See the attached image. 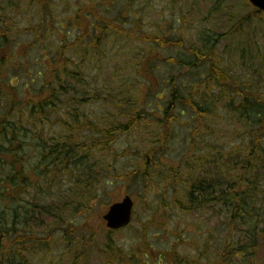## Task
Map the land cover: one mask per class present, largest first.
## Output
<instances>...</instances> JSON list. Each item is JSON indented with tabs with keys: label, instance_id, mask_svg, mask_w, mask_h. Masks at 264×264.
I'll return each instance as SVG.
<instances>
[{
	"label": "trees",
	"instance_id": "trees-1",
	"mask_svg": "<svg viewBox=\"0 0 264 264\" xmlns=\"http://www.w3.org/2000/svg\"><path fill=\"white\" fill-rule=\"evenodd\" d=\"M137 1L140 0H129L118 15L113 8L115 1L111 6L102 2L104 7L94 2L86 3L56 27L54 0H29L28 6L35 5L37 8L39 22L37 27L31 25L24 28L25 31H35L36 40L22 47V36H17L18 27L12 24L16 17L13 12L19 9V3L16 0H0V96L3 88L8 90V98L0 111V264H32L28 253L33 252L29 246L45 247L53 234L41 238L34 228L51 230L57 219L64 220L63 213L69 205L68 201L45 202L49 193L47 187L57 183L58 174L68 173L72 166L75 187L82 192L88 189L87 180H94L93 165L85 163L79 150L84 130L92 133L87 153L97 147L111 152L123 135L140 125H150L155 129L152 124H158L167 134H171L172 126L184 114H188L192 121H189L191 127L189 125L185 154L179 163L160 159L157 155L160 147L154 145L156 141H153L148 154L158 170L155 171L154 166L150 170H135L130 174L118 175L120 180L142 182L143 186L152 189L166 180L163 196L154 210L155 216L162 219L168 214L165 200L167 191L171 188L176 193L179 186L185 190V203L176 201L182 212L199 215L208 208L214 209L216 205L227 207L231 215L228 224L234 230H238L241 224L246 225L248 219L255 218L256 224L247 230L246 238L249 237V241L244 242L242 238L225 241L217 264H242L245 258L261 248L264 241V203L261 201L264 194V85H260V79L264 80V51L260 47L253 49L256 55L251 58L258 63L255 70H259V75L245 78L234 75L217 60L218 41L215 40L211 46L204 43L201 47L190 49L197 59V67L203 69L202 74L193 77L196 81L182 85L181 90L172 78L165 108L158 105V111L150 115L132 109L128 120L112 121L102 127L93 121L75 117L72 123L64 121V128L68 130L72 126L74 132L61 135L59 139L46 136L44 127L50 116L60 111L61 105L76 100L69 94L75 90L72 80L78 82L79 89L84 82L80 77V67L85 62L94 64L96 68L101 66L109 39L121 37L131 43L151 46V52L142 60L139 74L145 77L146 83L150 82L147 94L153 96L155 73L152 55L157 53L154 48H173L181 46V42L168 36L138 33L130 25L131 18H136L131 6ZM254 16L256 14L250 12L242 17L229 31L220 35V40L239 33ZM137 20L142 21V18ZM69 27L77 31L73 42L66 41L71 33ZM54 33L66 35L64 42H54ZM48 42L52 53L49 57L44 55L41 47L38 48L39 43ZM36 53L40 55V60L36 61ZM258 59L260 62L256 61ZM26 61H30L32 68L41 65L38 70L40 85L34 95L20 102L17 86L12 82L18 76L12 73L19 72L21 68V71L30 70L31 66H27ZM86 100V97H82L80 102ZM224 119L233 123H225L222 127L208 124ZM27 123L36 126L35 137L30 136ZM221 129H225L229 135L220 136L218 133ZM213 134L220 136L221 140L208 139ZM226 138L229 140L226 141ZM235 139L239 143H235ZM137 154L140 156L142 152ZM165 167L169 172L164 171ZM190 173H196V177L183 184L182 181ZM58 188L60 192L63 187L58 185ZM96 194L95 191L92 196ZM158 212L160 214H156ZM149 224H144L145 228L137 233L139 243L132 247L130 254L111 238L112 231L108 230L107 242L100 248L106 264H169L168 254L174 256L178 253L172 248L167 253H156L149 241ZM128 227L132 228L133 225ZM21 228L24 232L18 233ZM68 228L73 229L70 225ZM56 229L53 228V232ZM84 256L85 251L77 254L73 264H78L79 259L85 260ZM176 257L179 264H199L197 260L179 254Z\"/></svg>",
	"mask_w": 264,
	"mask_h": 264
},
{
	"label": "rangeland",
	"instance_id": "rangeland-1",
	"mask_svg": "<svg viewBox=\"0 0 264 264\" xmlns=\"http://www.w3.org/2000/svg\"><path fill=\"white\" fill-rule=\"evenodd\" d=\"M16 1L19 3L17 5L19 9L13 12L16 17L12 24L18 27L17 36H22L20 38L22 47H26L36 40L35 31H25L24 28L31 25L37 27L39 22L37 8L35 5L29 7V0ZM113 1H115L113 8L116 15L129 2V0H54L55 26L58 27L57 24L67 20L70 15H74V12L86 3L94 2L104 7L102 2L111 6L114 4ZM131 8L136 18H131L130 25L136 28L138 33L168 36L181 42V46L173 48H154L157 53L152 55L155 73L153 96L151 93L147 94L150 82L146 83L145 77L139 74L142 60L151 52V46L145 43H131L121 37L117 40L109 39L101 66L96 68L93 67L94 64L85 62L80 67V77H83L84 82L79 89L78 82L72 80L75 90L69 94L76 100H72L70 104L61 105L60 111L50 116V120L44 127L46 136L50 135L54 139H59L61 135L74 132L71 130L72 126L71 128L69 126L68 130L64 128V121L72 123L75 117L93 121L102 127L112 121L128 120L132 109H138L139 112L144 111L150 115L158 111V105L165 108L169 101L172 78L181 90L182 85L196 81L193 77L202 74L203 69L197 67V59L194 58L190 49L201 47L204 43L211 46L215 40L218 41L217 60L228 70L233 71L234 75L245 78L260 74L259 70H255L258 69V63L251 58L256 55L253 49L260 47L264 51L263 15L254 16L239 33L220 40L221 34L229 31L242 17L254 12V7L249 0H140ZM141 18L142 21L137 20ZM69 28L71 33L66 41L73 42L77 31L73 27ZM52 37L54 42L59 44L64 42L66 35L59 36L54 33ZM53 39L51 38L52 41ZM40 47L44 55L52 54L49 42L39 43L38 48ZM34 56L36 61L40 60L38 53ZM256 61L260 62L259 59ZM25 64L31 66L30 61H26ZM40 68L41 65L35 68L31 66L28 71H21V68L19 72L12 73L18 76L12 82L17 86L20 102L38 91ZM260 85H264V80L260 79ZM151 86H153L152 81ZM6 90L3 88L1 91L0 111L3 110V104L8 98V90ZM82 97H86L87 100L80 102ZM177 113L180 114L179 109ZM189 121L192 119L188 114L180 116L172 126L171 134H167L158 124L156 126L152 124L155 129L150 128V125L149 127L140 125L131 130V133L123 135L111 152H105L103 148L97 147L94 151L87 153V146L90 144L88 140L92 137V133L84 130L82 142H79L82 147L79 150L83 154L85 163L93 165L95 178L93 181L87 180L88 189L82 192L75 187L71 166L68 173L57 175V183L54 182L50 188L46 186L49 190L48 198L45 199L47 204L65 200L69 202V205L63 213L65 221L57 219L53 226L60 231L56 229L53 232V228L51 230L34 228L41 238L53 234L45 247L29 246L33 252L28 253L32 264H73L76 255L82 251L86 253L83 257L86 261L79 259L78 264H106L105 256L100 251L108 237V227L103 216L111 204L121 201L125 195H130L135 201L133 227L114 231L110 236L125 252H128L127 254H130L132 247L139 243L137 233L144 229V224L147 223H150L148 228L151 230L149 241L156 253H167L172 248L180 256L197 260L199 264H217L225 247V241H238L242 238L244 242H248L247 230L256 224L255 218L248 219L246 225L241 224L238 230H234L232 225L230 227L228 224L231 215L227 207L216 205L214 209L208 208L199 215L182 212L176 201L185 203V190L179 186L176 193L171 188L167 191L165 200L168 214L162 219L155 216L154 210L163 196V184H166V180L161 182V186L152 189L143 186L142 182H123L118 176L130 174L139 169L150 170L151 166L155 167L154 161L148 154L153 141H156L154 145L160 147L157 153L160 159L179 163L189 141ZM225 123L232 124L233 121L224 119L221 122H208L209 125L216 124L220 127ZM26 125H28L30 136L35 137L36 126L28 123ZM218 134L224 137L229 135L225 129H221ZM85 135L88 137L86 138ZM220 136L213 134L208 139L217 141ZM225 140L228 141L229 138ZM235 143L239 142L235 139ZM137 152L142 154L138 156ZM85 153L88 155H84ZM155 168L157 171V167ZM166 170L165 167L164 171ZM195 174L186 175L182 183L191 182V177L195 178ZM58 185L63 187L60 192ZM95 191L97 194L92 196ZM261 201L264 203L263 193ZM69 225L73 229L68 228ZM22 232L24 230L21 228L18 233ZM258 239L261 242L259 236ZM176 255L168 254L169 264H179L176 263ZM164 256L167 257L166 254ZM242 264H264V241L261 248L245 258Z\"/></svg>",
	"mask_w": 264,
	"mask_h": 264
},
{
	"label": "water",
	"instance_id": "water-1",
	"mask_svg": "<svg viewBox=\"0 0 264 264\" xmlns=\"http://www.w3.org/2000/svg\"><path fill=\"white\" fill-rule=\"evenodd\" d=\"M259 12H264V0H249ZM134 200L125 196L121 201L112 204L104 215L107 226L117 230L128 226L133 218Z\"/></svg>",
	"mask_w": 264,
	"mask_h": 264
}]
</instances>
